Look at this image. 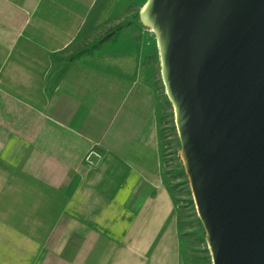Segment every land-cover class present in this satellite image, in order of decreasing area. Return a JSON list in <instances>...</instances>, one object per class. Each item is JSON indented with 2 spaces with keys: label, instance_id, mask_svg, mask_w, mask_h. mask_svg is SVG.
<instances>
[{
  "label": "crops",
  "instance_id": "0c3cea01",
  "mask_svg": "<svg viewBox=\"0 0 264 264\" xmlns=\"http://www.w3.org/2000/svg\"><path fill=\"white\" fill-rule=\"evenodd\" d=\"M100 3L0 0V264H181L139 79L66 58Z\"/></svg>",
  "mask_w": 264,
  "mask_h": 264
},
{
  "label": "water",
  "instance_id": "95a60500",
  "mask_svg": "<svg viewBox=\"0 0 264 264\" xmlns=\"http://www.w3.org/2000/svg\"><path fill=\"white\" fill-rule=\"evenodd\" d=\"M157 13L177 96L175 122L178 117L188 143L190 188L203 209L212 264H264V189L257 186L264 175V137L246 169L254 178L241 212L238 199L248 141L264 125V70L211 117L209 112L226 85L245 79L249 71L242 70L264 59V0H160ZM243 34L245 43L232 50Z\"/></svg>",
  "mask_w": 264,
  "mask_h": 264
},
{
  "label": "rangeland",
  "instance_id": "374dc122",
  "mask_svg": "<svg viewBox=\"0 0 264 264\" xmlns=\"http://www.w3.org/2000/svg\"><path fill=\"white\" fill-rule=\"evenodd\" d=\"M145 2L146 0H105V3H100V6L96 8L83 28L81 38L76 46L79 49L97 46V41L104 33L117 25L132 11H138L141 21L140 13ZM147 27L150 32L143 33L144 45L142 49H134L129 57H114L113 52L119 46L107 42L106 44H98L99 47L94 51L81 53L78 58L84 62L92 59L99 60L98 70L100 74L115 76L126 74L139 79L141 102L144 103L148 114L154 117L157 125L158 139L161 145L163 181L174 200L171 223L176 228L175 235L180 263L212 264L207 244V232L204 222L198 216L190 188L188 164L182 140L176 127L174 106L162 73L156 36L151 31L152 28L148 25ZM76 54L77 52L73 51L66 58L69 59ZM145 63L149 64L150 70H145ZM112 65L113 68H108ZM168 72L169 66L167 64ZM244 75L240 73V77ZM136 87L137 90L138 84ZM259 160H262L261 155ZM257 186L264 189V175L260 178Z\"/></svg>",
  "mask_w": 264,
  "mask_h": 264
},
{
  "label": "bare ground",
  "instance_id": "6f19581e",
  "mask_svg": "<svg viewBox=\"0 0 264 264\" xmlns=\"http://www.w3.org/2000/svg\"><path fill=\"white\" fill-rule=\"evenodd\" d=\"M160 0H146L144 6L142 7L141 10V16H142V21L146 24L149 25L152 29L153 32L156 34L157 38H158V44L160 47V57H161V63H162V73L165 77V80L167 82V91L169 96L171 97L174 109L176 111L177 114V96H176V92L173 89V86L168 78V73H167V56H166V50H165V43H164V30H163V23L160 20V16L157 13V7L159 5ZM256 27V26H254ZM259 27H264V25H260ZM246 31V30H245ZM246 34V32L244 33ZM244 34L241 36V38L235 42L234 44H232L231 49L233 50V48L235 47L236 44L238 43H245V37ZM259 42H256L254 44H257ZM243 46V45H242ZM244 51H242L243 53ZM264 70V59H260L257 62H254L253 64H249V66L245 67L242 72L245 71H249V74L245 76V79L241 80L239 83L235 82V83H230L229 85H226L223 88V91L225 92V94L218 98L215 99L211 102L210 106H209V112H210V117L222 106V104L228 99L229 96H231V94L238 90V89H244L245 87H247L248 85H250V83ZM227 68L221 66V72H226ZM240 86H236L238 84ZM177 117V116H176ZM176 123H177V129H178V133L180 135V138L182 140V144H183V149L185 151V156H186V160H187V164H188V175H189V179L190 182L192 183V175H191V170H190V166H189V160H190V153H189V148H188V143L184 137L183 131H182V127H181V123L178 119V117L176 118ZM264 137V125L261 126L250 138V140L248 141L244 156H243V160H242V164H241V171L244 173L245 178L242 181H239L238 183V199H239V210L241 212L242 210V205L241 202L244 199L245 195H246V200H250V194L248 193V184L250 186V188H252L253 186V178L254 175L253 173L251 175L247 174V167L249 165L250 160V156L251 153H253V151L255 150L256 144L258 142V140L260 138ZM253 176V177H252ZM193 191V189H192ZM193 194V198H194V202L196 205V209L198 212V216L199 218L204 222V226L205 229L207 231V239H208V246L210 248V250L212 251V246H211V242H210V238H209V234H208V228L205 222V217H204V213H203V209L202 206L200 205L195 192L192 193ZM243 219V218H241ZM241 231L242 232H246V228L244 226L241 227Z\"/></svg>",
  "mask_w": 264,
  "mask_h": 264
},
{
  "label": "trees",
  "instance_id": "16d2710c",
  "mask_svg": "<svg viewBox=\"0 0 264 264\" xmlns=\"http://www.w3.org/2000/svg\"><path fill=\"white\" fill-rule=\"evenodd\" d=\"M81 32L69 44L70 46L78 43L81 38ZM144 32H150L147 25L143 24L138 16V11H132L126 15L117 25L107 30L106 33L97 41V46H89L87 48L79 49L77 54L80 55L85 51H91L98 44H118L119 48L113 52V56L120 58L121 56L129 57L135 50H141L144 45ZM68 45V46H69ZM145 70H150L149 64H144Z\"/></svg>",
  "mask_w": 264,
  "mask_h": 264
},
{
  "label": "built area",
  "instance_id": "2783aa9c",
  "mask_svg": "<svg viewBox=\"0 0 264 264\" xmlns=\"http://www.w3.org/2000/svg\"><path fill=\"white\" fill-rule=\"evenodd\" d=\"M101 158V153L97 149H90L85 157L84 160L88 165H94L98 159Z\"/></svg>",
  "mask_w": 264,
  "mask_h": 264
}]
</instances>
